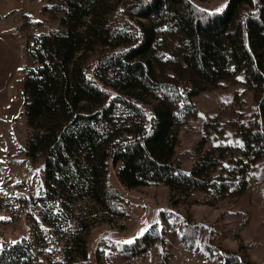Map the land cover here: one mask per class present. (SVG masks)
Here are the masks:
<instances>
[{"label": "trees", "instance_id": "16d2710c", "mask_svg": "<svg viewBox=\"0 0 264 264\" xmlns=\"http://www.w3.org/2000/svg\"><path fill=\"white\" fill-rule=\"evenodd\" d=\"M63 1L60 27L31 31L26 42V151L43 159L44 189L36 202L19 198L34 229L0 248V264H43V255L67 264L62 241L73 205L125 214L113 169L128 189L162 183L183 201L194 190L237 201L264 159V0H229L217 11L193 0ZM239 72L253 93L239 144L220 143L182 168L179 126L201 113L194 97ZM199 228L185 223V245L196 244ZM152 230L134 237L140 246L129 254L165 239L164 227ZM105 246L108 254L118 245ZM205 248L211 264H255ZM83 252L74 264L90 263ZM166 255L161 249V264Z\"/></svg>", "mask_w": 264, "mask_h": 264}, {"label": "rangeland", "instance_id": "374dc122", "mask_svg": "<svg viewBox=\"0 0 264 264\" xmlns=\"http://www.w3.org/2000/svg\"><path fill=\"white\" fill-rule=\"evenodd\" d=\"M193 1L217 11L229 0ZM63 6V0H0V248L30 236L34 229V220L19 200L26 196L37 201L44 189L45 171L43 159L32 158L26 151L30 131L23 105L24 67L30 62L26 42L31 31L58 29ZM252 95L241 72L233 80H223L197 94L194 99L201 113L189 115L179 126L175 161L189 169L199 153L220 143L237 146L238 126L250 121ZM109 179L123 193L125 214L112 213L90 201L76 203L77 208L73 205L72 230L62 241L67 264L82 258L85 247L90 253L89 264H161V249L167 250L165 264H211L206 244L235 252L244 262L264 264V159L237 201L214 199L199 190L183 201L162 183L128 189L114 169ZM185 223L200 227L198 240L191 247L181 238ZM161 227L165 228L163 241L158 238L145 251L129 254L128 248L133 251L140 246L134 238L137 234ZM106 241L118 245L108 254ZM43 264L63 262L60 257L43 255Z\"/></svg>", "mask_w": 264, "mask_h": 264}, {"label": "water", "instance_id": "95a60500", "mask_svg": "<svg viewBox=\"0 0 264 264\" xmlns=\"http://www.w3.org/2000/svg\"><path fill=\"white\" fill-rule=\"evenodd\" d=\"M0 235H2V232H0Z\"/></svg>", "mask_w": 264, "mask_h": 264}]
</instances>
